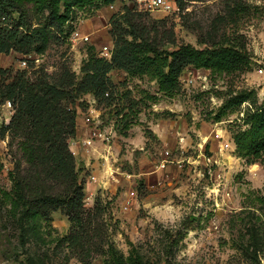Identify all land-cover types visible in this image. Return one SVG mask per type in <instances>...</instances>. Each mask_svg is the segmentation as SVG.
<instances>
[{"label": "rangeland", "instance_id": "rangeland-1", "mask_svg": "<svg viewBox=\"0 0 264 264\" xmlns=\"http://www.w3.org/2000/svg\"><path fill=\"white\" fill-rule=\"evenodd\" d=\"M237 1L242 10L218 27L217 40L245 44L248 67L220 75L187 67L173 97L149 76L116 69L110 76L118 95L111 106H99L90 94L71 106L77 136L69 144L85 206L103 204L109 241L125 262L137 252L146 264H264V154L243 158L233 139L246 127V114L264 101V0ZM125 8L172 28L176 44L165 46L168 51L187 44L205 48L215 21L228 16L224 0L188 1L182 14L116 0L94 15L78 13L73 30L89 35V42L72 40L74 31H57L46 53L32 59L52 75L69 66L81 79L87 48L100 54L113 44L111 18ZM23 60L15 52L0 54V67L22 70L28 66ZM244 90L256 96L216 121L224 103ZM12 115L11 105L0 104V130ZM0 164V264H82L63 240L70 223L61 212L52 213L51 226L32 219L21 224L19 212L2 206L14 167L8 137L0 138ZM92 264L117 263L105 251Z\"/></svg>", "mask_w": 264, "mask_h": 264}, {"label": "trees", "instance_id": "trees-1", "mask_svg": "<svg viewBox=\"0 0 264 264\" xmlns=\"http://www.w3.org/2000/svg\"><path fill=\"white\" fill-rule=\"evenodd\" d=\"M176 1L182 14L188 1L199 0ZM115 2L0 0V54L15 52L28 63L22 70L0 67V104L9 102L13 109L9 123L0 130V138L8 137L14 166L9 173L11 190L1 192L2 206L19 212L21 224L32 219L51 226L52 213L61 212L70 223L63 240L82 264H92L93 258L105 251L115 256L117 264L146 263L137 252L126 262L118 256L103 221V204L97 200L92 209L85 206L84 181L69 144L77 136V112L71 106L87 94L94 96L99 106H111L118 95L110 76L116 69L133 77L149 76L160 92L173 97L187 67L220 75L250 63L245 44L217 40L218 27L242 10L237 0H224L228 16L215 21L209 40L203 41L207 45L203 49L187 44L168 51L165 46L176 44L173 29H168L165 22H148L147 12L125 8L110 21L111 58H104L93 46L88 47L81 79L69 66H62L52 75L36 65L32 55H44L55 32L67 35L74 31L78 13L94 15ZM252 96H256L254 90L236 93L224 103L215 120L221 121L230 109ZM244 125L245 128L233 132L238 155L250 161L259 159L264 154V101L246 114ZM1 167L0 164V170Z\"/></svg>", "mask_w": 264, "mask_h": 264}, {"label": "built area", "instance_id": "built-area-1", "mask_svg": "<svg viewBox=\"0 0 264 264\" xmlns=\"http://www.w3.org/2000/svg\"><path fill=\"white\" fill-rule=\"evenodd\" d=\"M145 3L146 7L144 10L151 9H159L164 11L165 13H177L179 11V7L177 5L176 0H138V3ZM72 40L81 41V42H89L90 36L82 33L79 30H74L72 33ZM100 55L104 58L110 59L112 55V47L109 45H105L101 48ZM26 60H23V66H26ZM259 74L264 77V68L259 69ZM9 105H11L8 102Z\"/></svg>", "mask_w": 264, "mask_h": 264}, {"label": "crops", "instance_id": "crops-1", "mask_svg": "<svg viewBox=\"0 0 264 264\" xmlns=\"http://www.w3.org/2000/svg\"><path fill=\"white\" fill-rule=\"evenodd\" d=\"M263 91H264V89H263ZM264 93V92H263Z\"/></svg>", "mask_w": 264, "mask_h": 264}]
</instances>
